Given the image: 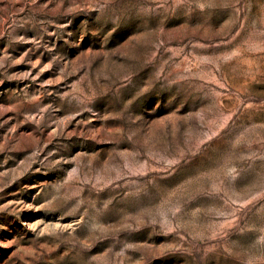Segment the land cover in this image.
Listing matches in <instances>:
<instances>
[{
  "label": "rangeland",
  "instance_id": "rangeland-1",
  "mask_svg": "<svg viewBox=\"0 0 264 264\" xmlns=\"http://www.w3.org/2000/svg\"><path fill=\"white\" fill-rule=\"evenodd\" d=\"M0 264H264V0H0Z\"/></svg>",
  "mask_w": 264,
  "mask_h": 264
}]
</instances>
